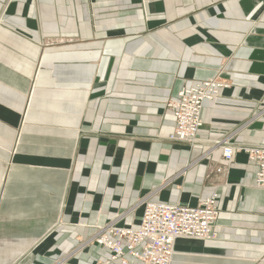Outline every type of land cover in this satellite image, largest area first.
I'll list each match as a JSON object with an SVG mask.
<instances>
[{
    "label": "crops",
    "instance_id": "0c3cea01",
    "mask_svg": "<svg viewBox=\"0 0 264 264\" xmlns=\"http://www.w3.org/2000/svg\"><path fill=\"white\" fill-rule=\"evenodd\" d=\"M214 77L198 138L264 143V0H0V264H119L81 246L97 226L212 193L215 235L171 264H264L255 164L168 138V100Z\"/></svg>",
    "mask_w": 264,
    "mask_h": 264
},
{
    "label": "built area",
    "instance_id": "2783aa9c",
    "mask_svg": "<svg viewBox=\"0 0 264 264\" xmlns=\"http://www.w3.org/2000/svg\"><path fill=\"white\" fill-rule=\"evenodd\" d=\"M219 78L186 82L175 99L168 100L166 106L173 111L175 124L168 138L190 145L206 141L211 149L221 148L222 157L232 162L238 152H244L256 166L254 186L264 188V143L243 145L232 142L234 133L228 136L202 140L198 132L203 124L201 113L205 102L217 100L220 88L228 87ZM220 171V169H217ZM218 195L199 200L196 206H184L141 198L123 214L96 227L95 233L85 239L110 250L107 263L119 260V264H129L127 258L139 260L140 264H171L175 254L177 238L207 239L215 235L216 221L220 213ZM142 206L143 214L138 224H124L126 213ZM264 262V256H263Z\"/></svg>",
    "mask_w": 264,
    "mask_h": 264
}]
</instances>
